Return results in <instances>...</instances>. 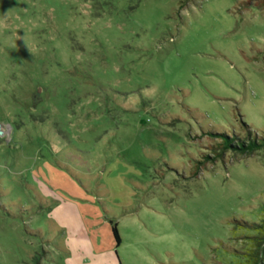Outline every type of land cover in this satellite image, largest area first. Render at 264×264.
<instances>
[{"label": "rangeland", "instance_id": "obj_1", "mask_svg": "<svg viewBox=\"0 0 264 264\" xmlns=\"http://www.w3.org/2000/svg\"><path fill=\"white\" fill-rule=\"evenodd\" d=\"M0 130V264H264V1L0 0Z\"/></svg>", "mask_w": 264, "mask_h": 264}, {"label": "trees", "instance_id": "obj_2", "mask_svg": "<svg viewBox=\"0 0 264 264\" xmlns=\"http://www.w3.org/2000/svg\"><path fill=\"white\" fill-rule=\"evenodd\" d=\"M264 1V0H261ZM261 3V2H260ZM262 4V3H261ZM217 136L221 137V142H217L214 145V154L212 158L218 159L221 158L222 155L226 150H230L233 152L240 153L242 155L251 154L261 148H264V133L263 135L254 134L252 136L247 135L244 138H237L233 132H231V137L228 136L225 133L217 134ZM202 163V162H199ZM197 166V167H196ZM195 168L198 169L200 166L196 165ZM109 223L111 224V231L114 237V240L116 242V246L120 244V237L118 234V230L115 224L116 222H113L112 220H109ZM260 230L264 233V222L261 226H259ZM254 264H258V260H254Z\"/></svg>", "mask_w": 264, "mask_h": 264}, {"label": "water", "instance_id": "obj_3", "mask_svg": "<svg viewBox=\"0 0 264 264\" xmlns=\"http://www.w3.org/2000/svg\"><path fill=\"white\" fill-rule=\"evenodd\" d=\"M0 134H2L1 130H0Z\"/></svg>", "mask_w": 264, "mask_h": 264}]
</instances>
